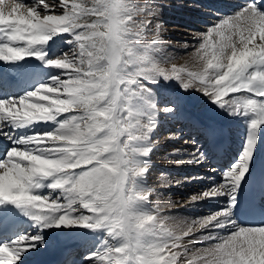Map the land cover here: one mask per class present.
I'll use <instances>...</instances> for the list:
<instances>
[{"label":"snow or ice","instance_id":"6c2138e0","mask_svg":"<svg viewBox=\"0 0 264 264\" xmlns=\"http://www.w3.org/2000/svg\"><path fill=\"white\" fill-rule=\"evenodd\" d=\"M160 9L154 0H0V264H28L68 237L92 241L86 264H264V181L241 202L264 143V0L197 33L199 70L172 63L153 25ZM41 68L53 70L43 82ZM191 91L245 131L218 186L192 196L226 200L187 223L153 204L147 177L160 118H175ZM204 159L195 147L187 163ZM237 212L260 219L240 226ZM21 218L30 230L16 229Z\"/></svg>","mask_w":264,"mask_h":264},{"label":"rangeland","instance_id":"374dc122","mask_svg":"<svg viewBox=\"0 0 264 264\" xmlns=\"http://www.w3.org/2000/svg\"><path fill=\"white\" fill-rule=\"evenodd\" d=\"M168 1L169 0H154L155 3L161 5V15L157 20L153 21V25L156 23L161 24L162 38L167 42L166 51L172 58V63L176 64L177 67L187 66L194 70L193 67L198 68L197 63L194 62L195 64L193 65L188 59H190L191 53L194 51L192 45L199 39L197 33H205L208 26L212 25L223 16L233 14L238 11L239 8L233 3H226V7L221 6L226 13H215L214 10L212 11V9L204 4L206 3L205 0H195L199 7H192L193 0H187V4H185L184 0H175L173 1L174 5L170 4L171 1ZM26 2L32 3L33 0H26ZM46 2L58 6V0H46ZM137 2L144 4L147 0H137ZM31 63L37 64L35 61H32ZM168 66L170 67L171 65ZM173 84L178 88L176 82H173ZM159 99L161 105L167 103L168 93L161 91ZM203 104L208 105L200 92L191 91L190 93H185L180 97V105L175 118H164L162 116L160 118L159 127L154 133V139L157 141V146L151 155V168L147 177V183L155 189V194L152 196L153 204H160L162 214L168 217L179 212L186 216L190 214L194 219L203 218L220 208L218 204L213 202L211 204L212 207L204 208V206L199 205L197 206V209L190 207L191 204H188V202L192 200L191 198L193 195H202L204 191L211 189L214 184L202 188H197V185L192 182L190 184H184V182L182 185H179V183L187 179L186 177L188 174H196V171L199 172L200 175L202 174L203 177H212V180H215L216 178V182H221L222 179H219V177H221L219 174L213 173V167L209 166L205 159L200 166L193 169L186 168V160L192 149L195 147H200L201 150H207L210 148L209 135L208 137L206 136L209 128L206 126L204 127L206 122L201 120L200 129H197L192 127L189 123L190 120L188 119V113L189 116L195 115V110L203 106ZM224 123L225 122L221 121L219 122V125L223 127ZM233 126H237L236 129L235 127H232V129L230 125L227 128L226 141H229L228 144H231V146L237 144L241 147L243 137L242 128L240 129L238 124H234ZM173 133L179 138H173L171 136ZM186 140L189 142L185 143ZM192 140L195 141V144L191 143ZM236 140L239 144L236 143ZM3 147V145H0L1 151ZM176 149H187L188 152L174 154ZM206 157L209 156L206 155ZM181 159H183L184 162L177 163V161H180ZM205 172L207 174H203ZM183 205L186 206L184 207ZM193 210L197 212H194ZM23 224H27L26 228L29 229L28 223L24 222ZM195 229L193 230L195 231ZM200 231L201 230H199V232ZM199 232L197 234H199ZM68 238L72 239V237ZM44 250L45 249H42V251ZM93 250L94 248L88 252ZM85 256L86 255H84V259ZM83 264H86V261Z\"/></svg>","mask_w":264,"mask_h":264},{"label":"bare ground","instance_id":"6f19581e","mask_svg":"<svg viewBox=\"0 0 264 264\" xmlns=\"http://www.w3.org/2000/svg\"><path fill=\"white\" fill-rule=\"evenodd\" d=\"M169 1H171L170 4H173L174 5V2L173 1H175V0H169ZM202 6H203V4H202ZM175 15H177V14H175ZM188 61L190 63H193V65L195 64L190 59H188ZM193 69L194 70H199L197 67H193ZM234 95H238V94H234ZM239 95H242V94H239ZM204 104H203V106H201V107H199V108H197L195 110V112H196L195 115L189 116V113H188V119L190 120V122L192 123L193 126H198V124L200 123L201 120L206 122V127L209 128V129L207 128L208 129L207 135H209L210 147L212 146L211 147L212 148V151H213V149H215V146L218 144V142L227 139V128H228L229 125L231 126V128L232 127H235V129H236L237 126H233V125L234 124H236V125L238 124L239 127H240V129L242 128V135H244V131H245L244 127L245 126H244V124L240 120H238L237 118L228 117L225 113H221V112L213 109L210 105H204ZM221 121L225 122L223 127L221 125H219V122H221ZM256 161H261L264 164V143H261L260 144L259 152L257 153V155L255 157V162ZM201 163H199V165H197V164H188L187 163L186 168L187 169H193V168H195L197 166H200ZM193 172H195V171H193ZM203 174H207V173L205 172ZM190 175L191 174H188V176L186 177L187 179L183 180L181 183H179V185H182L184 182H185L184 184H190L192 182V183H195L197 185V188L198 187H201V188L202 187H206L207 185L209 186V185H212V184H214V186H218V183L219 182L218 181L216 182V178H215V180H212V179H201L203 177V175L202 174L200 175V173L197 172V171H196V174H192L191 176ZM220 178L221 177H219V179ZM225 200H226V198H224V197H216L214 199H203V200H200V201L190 200L188 202V204H191V206L189 205L190 207L197 209V206H199V205L200 206H204V208L212 207L211 204L213 202V203L218 204L219 207H220L221 206V202H223ZM183 206H181V207H183ZM194 212H197V211H194ZM169 217L172 218L173 221H185L187 223H191L193 220H195L190 214L188 216H186V215H183L182 213L180 214L179 212L178 213H175V214H173L172 216H169ZM235 219L237 221V215H235ZM21 222H23V218H21V221L17 222L16 224H20ZM195 228H197V227H195ZM199 230L200 229L197 228V229H195V231L194 230L193 231H194V233L197 234L199 232ZM81 231H86V230H81ZM77 240L81 241L82 243L87 241L86 239H77ZM68 242H71L69 240V238H59L55 243H52L51 246L48 247L46 250H44V251L41 250L35 256L29 257L28 264H32V262H33L32 260L34 258H38V257H48L53 252L59 251L60 248L64 244H66Z\"/></svg>","mask_w":264,"mask_h":264}]
</instances>
